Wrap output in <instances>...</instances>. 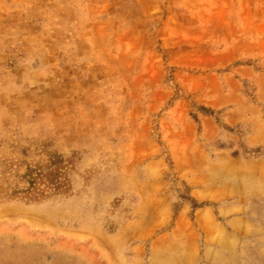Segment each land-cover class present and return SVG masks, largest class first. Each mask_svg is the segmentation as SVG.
I'll list each match as a JSON object with an SVG mask.
<instances>
[{
  "label": "rangeland",
  "instance_id": "1",
  "mask_svg": "<svg viewBox=\"0 0 264 264\" xmlns=\"http://www.w3.org/2000/svg\"><path fill=\"white\" fill-rule=\"evenodd\" d=\"M0 264H264V0H0Z\"/></svg>",
  "mask_w": 264,
  "mask_h": 264
}]
</instances>
